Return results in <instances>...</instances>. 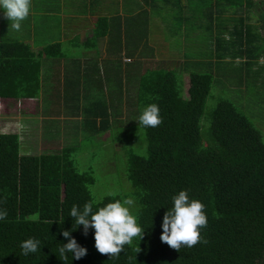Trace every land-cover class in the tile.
<instances>
[{"label":"trees","instance_id":"1","mask_svg":"<svg viewBox=\"0 0 264 264\" xmlns=\"http://www.w3.org/2000/svg\"><path fill=\"white\" fill-rule=\"evenodd\" d=\"M215 1L216 8L224 6L222 0ZM253 1L230 4L244 13L254 7ZM258 1L264 5V0ZM199 2L188 0L194 10L201 8ZM177 19L182 21L180 14ZM245 22L240 18L232 28L218 27L219 33L211 40L210 46H217L213 60L224 62L226 68L233 47H238V54L247 55L258 47V32ZM185 31L187 37V28ZM209 31L213 36L212 27ZM1 35L0 101L37 99L41 87L40 57L28 45L8 42ZM103 35L99 23L95 38L85 47H95ZM226 37L229 42L222 43ZM73 43L79 46L76 41ZM56 48L60 45L45 48L41 55L62 57ZM237 57H233L234 61ZM117 58L115 68L121 63V57ZM126 58L135 57L128 54ZM243 63L252 64L251 60ZM127 66L124 75L116 74L119 85L111 88V102L88 106L86 112L92 114L93 121H86L82 129L96 134L110 132V111L116 114L123 99L126 107L135 104L138 117L143 106L158 104L163 118L159 126L145 128L135 117L144 132L146 151L145 155H126L124 172L131 191L123 197L104 196L100 205L114 199H133L138 222L144 228L143 238L134 239L119 256L110 258V254H101L95 248L93 229L85 235L83 227L77 226L71 236L87 249V254L79 260H71L69 254L67 264H264V135L225 99L211 112L208 128L202 127L214 81L211 74L186 73L187 80L180 82L181 76L161 64L141 73ZM21 142L20 134L2 133L0 128V208L8 213L6 220L0 222V264H64L58 248L67 243L62 231L75 227L70 209L96 200L91 192L96 181L92 171L78 170L70 157L73 148H62L59 154L32 156L22 154ZM180 190H187L190 198L205 205L207 226L201 229L203 242L191 248L181 247L178 252L162 242L160 236L163 216ZM30 237L41 241V249L24 256L20 244Z\"/></svg>","mask_w":264,"mask_h":264},{"label":"rangeland","instance_id":"2","mask_svg":"<svg viewBox=\"0 0 264 264\" xmlns=\"http://www.w3.org/2000/svg\"><path fill=\"white\" fill-rule=\"evenodd\" d=\"M200 1L201 8L193 7L188 3L186 11L196 22H191V19L183 23L177 19L182 9H173L170 13L177 11L175 21L171 18H157L163 24L157 23L156 30L152 28L153 22L146 24V27H151V44L154 40L157 42L156 50L159 56L145 55L151 59L158 57L162 62L164 69L173 70L181 76L180 82L187 80L186 73L196 74H211L214 81L210 91V95L206 101L204 116L202 119V127L208 128V120L211 112L214 110L220 100L225 99L233 103L252 123V125L264 135V5H260L258 0H254L253 8L242 13L236 7H231L230 0L228 3L222 0L224 6H215V0H194ZM177 4V1H176ZM156 15V14H155ZM181 16V14H180ZM243 18L247 24H251L258 32L256 38V49L251 55L247 53L238 54V47H233L230 56L226 62L234 60V56L238 55L236 62L231 63L229 67L213 60L212 54L216 56L217 46H210L212 38L221 29L232 28L238 20ZM164 21L171 27L170 32L162 31L169 26L164 25ZM154 22H158L157 20ZM23 23V22H22ZM192 25L194 27H192ZM181 26L188 28V36H180ZM212 27L213 36L211 35L210 27ZM12 30L11 22L0 11V31L3 35L7 34V29ZM175 31V36L172 32ZM223 39V38H222ZM227 39V37H226ZM221 40L222 43L229 42ZM105 56V55H104ZM103 59V56H102ZM251 60V65L243 62ZM125 62H128L127 60ZM82 65L88 67L86 61L82 60ZM92 61H88V64ZM129 63V62H128ZM128 67V66H127ZM134 67V66H130ZM152 65L149 69L155 68ZM185 69L187 72H185ZM185 78V79H183ZM187 84V82L185 83ZM108 89V88H107ZM134 96V95H133ZM122 106V105H120ZM123 107V106H122ZM122 107L119 111H111L112 128L110 132L104 134L91 133L78 134L76 136L67 135L62 147L53 145L48 142L49 136H41L39 133V117H43L44 111L41 110V104L34 100L28 101H3L0 105V128L2 133H18L22 139V154L39 156L42 154H59L61 149L71 147V159L74 160L76 167L80 172L92 171L95 179V185L91 187V192L96 200H101L107 195H121L131 191V186L125 177V168L127 164L126 155L133 152L137 155H145L146 146L144 141V132L139 124H137L138 115L134 111L135 104H128L125 111ZM128 108V109H127ZM113 110V108L111 109ZM119 113V115H117ZM30 114V115H29ZM32 117L37 119V122H32ZM86 117L82 120L92 122V114L85 113ZM122 120L119 124L115 121ZM125 119V120H123ZM127 119V121H126ZM76 122V123H75ZM73 122V132L82 130L83 122ZM75 123V124H74ZM75 125L79 128H74ZM79 132V131H77ZM76 132V134H77ZM60 136H58L59 138ZM79 137V138H78ZM61 139H64L62 136ZM51 144V145H47ZM126 195V194H125Z\"/></svg>","mask_w":264,"mask_h":264},{"label":"crops","instance_id":"3","mask_svg":"<svg viewBox=\"0 0 264 264\" xmlns=\"http://www.w3.org/2000/svg\"><path fill=\"white\" fill-rule=\"evenodd\" d=\"M31 4L30 15L23 21L19 31L8 28L5 36L3 31L0 33L8 42L28 45L32 53L40 57L41 87L39 97L33 99L41 104V110L44 111L43 117H39L38 121L39 133L42 137L49 136L48 142L59 148L65 145V136L88 133L89 130L82 129L76 130L79 131L76 134L69 129L73 128L75 121L83 122L84 127L86 122L82 119L86 117V109L91 104L111 102L108 99L111 88L119 85L117 72L120 77L124 75L128 64L134 66L130 68L135 73H141L158 62L164 63L158 57L151 59L145 56L149 53L150 56H159L156 50L157 39L151 44V34L155 32L157 23L163 24L157 18L167 17L175 21L177 11L170 13L179 8L182 9L178 12L183 21L191 19V22H196L185 10L188 0H31ZM156 20L158 22H154ZM151 22L155 29L152 32L151 27H146ZM99 23L102 24L104 35L96 41L95 47H85L89 40L95 38ZM164 25L169 26L166 21ZM170 26L162 28V31L170 32ZM186 28L181 26L182 38ZM175 31L172 32V37L175 36ZM73 41L79 46L75 47ZM52 45H60L56 52L60 51L62 57L51 59L47 55H41L45 48ZM128 54L135 58L127 59ZM118 56L121 57V63L115 68L119 62ZM83 59L88 67L82 65ZM88 61L92 63L88 64ZM234 62L236 60L229 64ZM125 93L127 95L126 91ZM125 93L123 97L126 96ZM99 96L106 99L100 100ZM1 102L2 100L0 105ZM122 102L121 107L125 111V99ZM30 120L37 122L32 115ZM97 123H100L99 120ZM74 128L79 127L75 125ZM62 136L64 139H61Z\"/></svg>","mask_w":264,"mask_h":264},{"label":"clouds","instance_id":"4","mask_svg":"<svg viewBox=\"0 0 264 264\" xmlns=\"http://www.w3.org/2000/svg\"><path fill=\"white\" fill-rule=\"evenodd\" d=\"M31 6V0H0V11L16 31L21 29L22 22L29 17ZM138 121L145 128L159 126L163 118L158 104L143 106ZM101 204L102 199L88 201L82 207H71L69 216L75 220V227L62 231L61 235L67 239V243L60 244L58 248L60 260L64 264H67L69 254L71 260H79L87 254V249L71 236L77 226L83 227L85 235L90 228L93 229L95 248L101 254H110V258L119 256L125 245L131 246L134 239L140 241L143 238L144 228L138 222V209L134 211L133 199H114L103 206ZM7 216V210L0 208V222H4ZM206 226L205 205L198 199L190 198L187 190H180L172 197V206L163 216L160 239L179 252L181 247L191 248L203 242L201 229ZM20 248L24 256L34 254L40 251L41 241L30 237L21 242Z\"/></svg>","mask_w":264,"mask_h":264}]
</instances>
